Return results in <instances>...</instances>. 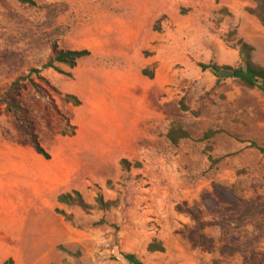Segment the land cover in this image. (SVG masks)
I'll return each instance as SVG.
<instances>
[{
	"label": "rangeland",
	"instance_id": "rangeland-1",
	"mask_svg": "<svg viewBox=\"0 0 264 264\" xmlns=\"http://www.w3.org/2000/svg\"><path fill=\"white\" fill-rule=\"evenodd\" d=\"M33 1L34 8L15 0L0 2V121L16 129L14 116L5 112L2 103L5 93L15 80L46 64L52 44L57 43L61 50H87L90 56L73 70L59 66L65 75L52 70L41 73L43 80L32 75L38 89L26 82L17 93L18 103L28 110V120L51 158L39 160L56 167L64 160L60 152L65 149L73 154L69 148L74 146L83 151V161L93 165L85 141H78L84 134L80 126H85L82 113L90 114L91 106L103 96L116 113L125 114L126 107L132 108L135 139L128 170L117 165L83 169L78 179L86 177L92 182L81 193L93 207L89 214L65 205V210L52 211L23 191L22 241L16 264H39L50 254L54 264H126L121 253L136 255L142 264H179L176 245L182 241L183 221L175 217V199L180 198L181 190H188V200L197 201L204 193L212 194L214 184L234 188L237 195L254 204L256 214L240 227L235 223L237 214L224 204L215 213L205 214L209 222L227 224L211 231L215 244L199 252L198 264H264V158L249 150L251 143L264 149V95L233 81L215 90L214 78L199 69V64L210 62L238 66L237 39L254 48V61L264 67V28L248 13L256 7L254 1ZM143 2L159 4L163 18L158 21L157 15H140ZM136 18L142 24L141 34L137 39H122L116 20ZM233 31L236 37L230 38ZM144 70L154 76L153 81L142 75ZM159 81L169 84L156 95L153 84ZM65 95L75 96L80 106L67 103ZM182 100L190 111L182 110ZM63 118L76 127L74 137L61 135ZM174 122L192 133L193 139L185 142L191 149L169 147L164 134ZM205 132L219 135L206 144L201 140ZM205 146L211 148L212 157L219 158L211 173L201 154ZM147 148L149 162L138 158ZM193 154L197 158L189 159ZM191 165L195 169L188 171ZM42 182L39 177L38 185ZM157 182L173 198L162 205L161 216L149 199ZM99 195L105 202L118 201V207L99 210L95 203ZM47 202L50 204V198ZM56 210L71 215L72 221L67 222ZM253 232L256 244L251 242L252 246L243 247L233 258H222L221 250L236 246L238 235ZM188 233L197 236L192 229ZM153 240L164 245V254L147 252Z\"/></svg>",
	"mask_w": 264,
	"mask_h": 264
},
{
	"label": "crops",
	"instance_id": "crops-1",
	"mask_svg": "<svg viewBox=\"0 0 264 264\" xmlns=\"http://www.w3.org/2000/svg\"><path fill=\"white\" fill-rule=\"evenodd\" d=\"M141 5L142 6L139 8L140 15H147L148 17H154V15H157L155 20H161L163 18L160 12L161 7L159 4L143 2ZM116 21L117 31L121 34L122 39H137L141 34L142 24L137 20V18L133 19L131 22L121 19H117ZM100 38L102 39L103 36ZM202 74L211 75L210 73ZM153 80H149V82ZM215 82L216 79L214 78L213 88L215 86ZM168 84L169 83L166 81H159L158 83L153 84L156 88V95L165 92V88ZM181 103L185 106L184 100H182ZM165 104L166 103L164 102L163 105ZM82 119L84 120L85 126L81 127L79 124L78 125L81 128V132L86 134V137L82 134L78 141H85V146L87 147L86 150L91 153L92 158L90 159L93 161V165L87 164L83 161L80 156L83 152L81 148L76 149L74 146H71L69 149L73 150V154H68L65 149L61 151L60 153L63 154L64 160L60 163L58 162L56 167H54L53 164H47V162L39 160L41 157H39L35 151L25 143L23 137L18 131L13 128V126L0 121V264H3L8 259H12L14 264H16V258L18 257L20 249L19 246L22 241L24 190L29 192L34 197L35 201L40 200L44 202L43 206H48L47 209L51 208L52 211L53 209L65 210L66 207L57 202L58 197L62 194H69L73 192L82 193L83 190H86L92 183L89 179L87 180L86 177L82 180L78 179L83 176V169L91 166L95 169H101L105 166L113 165H117L121 169V161H128V159L133 157L135 138L132 108L126 107L125 114L116 113L114 112V108L108 103L106 96H103L98 103L91 106L90 114L88 111L86 113H82ZM187 132L190 134V139L181 141L178 146H173L166 139L165 136L167 132L164 134V138L167 140L169 147L172 150L174 149L179 151L180 149H191L192 146L186 145L185 142L191 141V139H193V135L191 132ZM206 133L208 132L202 134L201 139ZM218 135L211 140L203 141L202 143L207 144L214 140ZM206 148L207 147L205 146L201 151V154L205 159V162L208 163L205 167L209 170L210 163L208 157L210 156L215 160H219V158L212 157V151L206 153ZM249 150L255 151L251 149L250 146ZM159 151L160 150H158V153L162 152ZM184 152L187 153L189 151ZM141 153H144L145 155H140V157H138L139 159H144L146 162L151 160V157L149 156V148ZM255 153L262 157L257 151H255ZM188 158L196 159L197 154L190 155ZM137 159L136 161H138ZM180 159L182 158L180 157ZM156 162V166L159 169V166H161L159 157ZM187 162L190 164L191 161ZM39 164L42 166V169L40 170ZM217 166L218 165H216L214 169ZM191 169L195 168L191 165L187 170L190 171ZM159 173L160 169L158 170V174ZM39 177L43 179L41 185H38ZM156 184L157 185H154L152 188L153 195H151L152 197L149 199L156 203L157 208L159 209V216H161L163 215V210L161 209L162 205L170 202L173 198L168 196L165 190L160 188L158 182ZM190 193L191 192L188 190H181V193L178 194L180 198H176V202L173 204L175 217L183 221V225L180 226L182 229L180 240L182 241L176 245L178 250L176 260L179 264H198L199 261H197V257L199 256V252L208 246H214L210 243L204 245L202 237H205L208 240H213V238L209 236L211 231L214 228H222L206 227L202 231L197 230V222L183 210L184 206H187V208L198 209L200 212V217L198 219L202 223L208 224L215 222H209L204 219L205 214L213 213L209 212L203 205L201 199L203 194L198 196L199 198L197 201H192L188 200ZM48 198H50V204L47 202ZM188 222L189 226L186 224ZM190 223L192 225H190ZM240 225L238 226L240 227ZM191 229L197 236H190L188 230L190 231ZM253 235L254 232L250 234L238 235L236 238L237 245L234 247H238L242 250L243 247L248 248L252 246L250 245L251 242H255ZM193 239L199 242L196 247L192 241ZM164 249L166 250L165 247ZM39 264H54L53 255L50 254V256H45Z\"/></svg>",
	"mask_w": 264,
	"mask_h": 264
},
{
	"label": "trees",
	"instance_id": "trees-1",
	"mask_svg": "<svg viewBox=\"0 0 264 264\" xmlns=\"http://www.w3.org/2000/svg\"><path fill=\"white\" fill-rule=\"evenodd\" d=\"M2 1L4 0H0V2ZM15 1L20 5H25L30 8L36 7V3L33 0ZM253 1L256 7L254 9H249L248 13L255 16L260 25L264 28V0ZM154 30L158 31L156 30V27ZM231 37H236L235 31L231 32L230 38ZM235 41V47L238 48L240 56V64L238 66L233 67L229 65H218L217 63L210 62L209 64H199V69L202 73H210L216 79L214 86L215 90L221 89L226 82L233 81L244 89L250 91L255 90L264 95V67L254 61V48L242 39H237ZM89 56L90 53L87 50L64 51L59 48L57 43H53L51 46V55L47 63L40 69H31L26 76L15 80L8 87L2 100V103L5 105V112L14 116L18 132L21 133L25 140L31 145L35 153L47 161L51 159L50 155L40 145L39 138L35 132L34 124L28 120L29 112L18 103L17 93L21 88H23V85L26 82L30 83L35 89H38L37 85L31 80L32 75H36L40 80H43L41 73L45 71L52 70L57 74L65 75L59 66H64L73 70L77 67L80 60L88 58ZM142 75L149 80H153L154 77L146 70L143 71ZM66 76L71 77L70 74H66ZM65 99L67 103H70L75 107L80 106V101L75 96L65 95ZM182 110L185 112L189 111L183 104ZM20 120H23L24 124H20ZM24 125H26V127H24ZM76 130V127H71L66 119L63 118L60 127V132L63 137H74ZM217 134L218 132H208L201 140H211ZM165 137L173 146H178L181 141L190 139V134L185 131L180 124L174 122L171 124ZM250 148L257 151L262 157H264L263 148L258 147L255 143H251ZM211 151V148H206V153ZM208 160L210 163L208 172L210 173L214 167L219 164V160H215L210 156L208 157ZM120 165L121 169L128 170L129 163L126 160H122ZM212 189V194L204 193L201 198L203 205L209 212L215 213L218 210L217 206L220 204L229 206L231 210L237 214V218L235 220L237 225L250 220L256 214L254 204L237 195L234 188L214 184ZM57 202L68 207H78L87 214L93 210V207L83 199V196L79 192L62 194L58 197ZM95 203L97 208L101 211H110L111 209L118 207V201L105 202L101 195L96 197ZM183 210L197 222L198 231H202L206 227H224L227 224V222L205 224L198 219L200 217L198 209L187 208V206H184ZM56 214L62 216L67 222L72 221L71 215H66L59 210H56ZM202 240L204 245H207L208 243L214 245L213 240H208L205 237H202ZM192 241L195 247L199 244V242L195 239ZM61 251L70 254L64 249H61ZM239 251L240 249L238 247L226 246L221 250V256L223 259L233 258L239 253ZM147 252L150 254H164L165 249L160 242L153 240L147 247ZM121 257L126 264H142L141 260L134 254L121 253ZM3 264H14V261L12 259H8ZM214 264H218V262H215Z\"/></svg>",
	"mask_w": 264,
	"mask_h": 264
}]
</instances>
